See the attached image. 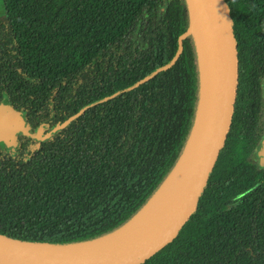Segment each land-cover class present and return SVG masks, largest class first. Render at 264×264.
Returning a JSON list of instances; mask_svg holds the SVG:
<instances>
[{
	"label": "trees",
	"instance_id": "16d2710c",
	"mask_svg": "<svg viewBox=\"0 0 264 264\" xmlns=\"http://www.w3.org/2000/svg\"><path fill=\"white\" fill-rule=\"evenodd\" d=\"M239 79L224 148L178 238L143 264H264V0H223ZM0 103L46 142L0 143V237L113 235L180 161L201 98L188 0H1ZM257 156V158H256Z\"/></svg>",
	"mask_w": 264,
	"mask_h": 264
},
{
	"label": "water",
	"instance_id": "95a60500",
	"mask_svg": "<svg viewBox=\"0 0 264 264\" xmlns=\"http://www.w3.org/2000/svg\"><path fill=\"white\" fill-rule=\"evenodd\" d=\"M191 11V33L195 13V26L201 23L207 56L206 73L199 54L201 98L196 124L189 143L175 169L188 155V163L181 176L173 199L160 221L148 233L124 242H108L113 235L83 244L42 245L21 243L0 237V264H143L173 243L195 211L199 197L208 185L228 137L237 98L239 65L236 39L227 6L223 0H188ZM193 9V10H192ZM194 36V35H193ZM74 118L50 129L32 132L21 113L0 103V143L12 148L18 134L39 142L48 141L53 133L61 131ZM264 162V138L260 150Z\"/></svg>",
	"mask_w": 264,
	"mask_h": 264
},
{
	"label": "bare ground",
	"instance_id": "6f19581e",
	"mask_svg": "<svg viewBox=\"0 0 264 264\" xmlns=\"http://www.w3.org/2000/svg\"><path fill=\"white\" fill-rule=\"evenodd\" d=\"M193 10V9H192ZM193 22L191 32L196 39L198 49L200 51L202 67L206 73L207 56L205 47V37L201 23L195 24V13L192 11ZM193 147L191 144L189 153ZM188 153V155H189ZM188 155L180 163L179 167L168 179V181L159 190L157 195L148 203V205L125 227L118 231L112 238L108 240L111 243L124 242L132 239H137L148 233L160 221L164 213L167 211L175 191L180 183L183 171L188 163Z\"/></svg>",
	"mask_w": 264,
	"mask_h": 264
},
{
	"label": "rangeland",
	"instance_id": "374dc122",
	"mask_svg": "<svg viewBox=\"0 0 264 264\" xmlns=\"http://www.w3.org/2000/svg\"><path fill=\"white\" fill-rule=\"evenodd\" d=\"M1 6H2V5H1V0H0V11H1ZM256 158H257V156H256Z\"/></svg>",
	"mask_w": 264,
	"mask_h": 264
}]
</instances>
